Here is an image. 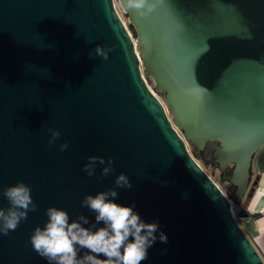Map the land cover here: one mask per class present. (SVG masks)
Here are the masks:
<instances>
[{"label":"water","instance_id":"95a60500","mask_svg":"<svg viewBox=\"0 0 264 264\" xmlns=\"http://www.w3.org/2000/svg\"><path fill=\"white\" fill-rule=\"evenodd\" d=\"M49 128L61 132L51 147ZM210 142L232 197L189 149ZM263 147L264 0H160L148 16L122 0H0V207L18 181L38 205L0 234V264H47L29 243L45 210L91 216L83 197L121 172L133 187L119 202L168 235L140 264H264L233 212ZM92 155L115 171L89 177Z\"/></svg>","mask_w":264,"mask_h":264},{"label":"clouds","instance_id":"9594fccd","mask_svg":"<svg viewBox=\"0 0 264 264\" xmlns=\"http://www.w3.org/2000/svg\"><path fill=\"white\" fill-rule=\"evenodd\" d=\"M160 0H122L124 9L136 10L141 16H148ZM109 51L96 45L97 55L107 59ZM51 147L60 138L59 129H48ZM63 151L69 147L67 141L59 145ZM114 157L92 155L83 165L89 177L97 174V167L104 165L98 180L115 171ZM115 186L87 194L81 200V207L92 215L83 212L73 217L62 207L50 206L45 210L47 220L43 226L37 225L32 231L29 243L32 249L47 264H140L149 255V249L159 240L168 242V235L159 220L146 221L133 201L119 202V189L133 187L127 174L119 173ZM3 195L8 207H0V234H8L17 229L30 212L38 205L32 195V186L24 181L7 186ZM94 217V219H93Z\"/></svg>","mask_w":264,"mask_h":264},{"label":"crops","instance_id":"0c3cea01","mask_svg":"<svg viewBox=\"0 0 264 264\" xmlns=\"http://www.w3.org/2000/svg\"><path fill=\"white\" fill-rule=\"evenodd\" d=\"M253 181L257 187L250 198L247 209L250 214L264 210V147L257 153L253 163ZM247 235L257 247L264 260V216L252 219L244 218Z\"/></svg>","mask_w":264,"mask_h":264},{"label":"rangeland","instance_id":"374dc122","mask_svg":"<svg viewBox=\"0 0 264 264\" xmlns=\"http://www.w3.org/2000/svg\"><path fill=\"white\" fill-rule=\"evenodd\" d=\"M116 7L123 19V21L125 22V24L129 27V24H128V20L126 18V15L124 14L122 8L120 7V5L118 3H116ZM133 35V33H132ZM134 37V35H133ZM152 89V87H150ZM197 148V147H196ZM213 148L215 147H212V149H210L208 151V147H206L205 151L201 152L198 148V160L197 161L203 168L204 170L208 173V175L210 177H212V179L215 181V183L220 187V189L227 195V192L228 191H231L232 195H233V192H234V188L227 182H223L221 180V177H222V174L221 172L219 171V169L216 167L214 168L213 170H210L209 168L205 169V163H207V165H210V161H211V158H212V151H213ZM189 149L190 151H192L191 147H190V144H189ZM228 196V195H227ZM229 197V196H228ZM232 197V196H231ZM244 206L242 207H238V206H233V212H234V215H235V218L238 220V222L240 223L242 229L245 231V233L247 234V231H246V226L244 225V218L243 216H240V210L243 209ZM249 212V211H248Z\"/></svg>","mask_w":264,"mask_h":264},{"label":"trees","instance_id":"16d2710c","mask_svg":"<svg viewBox=\"0 0 264 264\" xmlns=\"http://www.w3.org/2000/svg\"><path fill=\"white\" fill-rule=\"evenodd\" d=\"M126 18H127V17H126ZM129 28H130V27H129ZM132 33H133V35H134V32H132ZM134 37H135V36H134ZM147 82H148L149 86L152 87V89L155 88V84L153 83L152 79L148 78V79H147ZM157 96H158L162 101L165 100V94H164V93L158 92V93H157ZM215 145H216V142H210V143H208V145H207V147H208V151H209L210 149H212V147H215ZM190 147H191V149H192V151H191L192 155L195 157V159H196L197 161H199V160H198V156H197V155H198V149H197L193 144H190ZM213 149H214V148H213ZM216 167H217V166H214V165H212L211 163H210V165H207V163H205V169H206V168H207V169L209 168L210 170H213V169L216 168ZM217 168H218V167H217ZM203 169H204V168H203ZM256 187H257V184H252V185H251V187L249 188V191H248V193H247V196H246V198L244 199L243 204L240 206V207L244 206V208L240 210V216H243V217H244V215L247 214V215H248L249 217H251L253 220L256 219V218H258V217L263 216L261 213L250 214V213L248 212V209H247L248 202H249L250 198L253 196V193H254ZM227 195H228L229 197H231V196H232L231 191H228V192H227Z\"/></svg>","mask_w":264,"mask_h":264},{"label":"built area","instance_id":"2783aa9c","mask_svg":"<svg viewBox=\"0 0 264 264\" xmlns=\"http://www.w3.org/2000/svg\"><path fill=\"white\" fill-rule=\"evenodd\" d=\"M264 216V210L260 212Z\"/></svg>","mask_w":264,"mask_h":264},{"label":"flooded vegetation","instance_id":"af4514ba","mask_svg":"<svg viewBox=\"0 0 264 264\" xmlns=\"http://www.w3.org/2000/svg\"><path fill=\"white\" fill-rule=\"evenodd\" d=\"M216 144H217V142H216ZM215 146H216V145H215ZM204 151H205V150H204ZM204 151H203V152H204Z\"/></svg>","mask_w":264,"mask_h":264}]
</instances>
